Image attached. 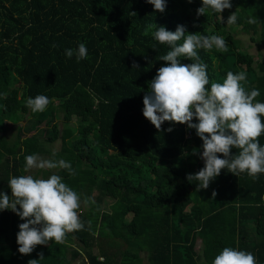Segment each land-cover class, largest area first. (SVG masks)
I'll use <instances>...</instances> for the list:
<instances>
[{"label":"trees","instance_id":"trees-1","mask_svg":"<svg viewBox=\"0 0 264 264\" xmlns=\"http://www.w3.org/2000/svg\"><path fill=\"white\" fill-rule=\"evenodd\" d=\"M165 2L159 13L146 0H0V192L11 197L9 179L29 175L23 172L25 157L37 154L63 159L76 173L43 170L42 178L55 171L82 201H94L79 210L83 230L68 233L64 243L38 245L30 255H21L16 242L26 221L0 211V264H28L39 260V253L44 256L39 264H73L77 256L83 264H212L225 247L251 252L264 264V174L254 181L224 169L197 192L186 179L204 167L195 129L165 122L158 131L143 116L148 82L165 66L160 56L170 50L152 32L144 35L150 23L222 36L227 52L197 50L208 66V87L222 83L229 71H243V86L258 89L256 101L264 103V60L255 63L238 51L231 35L223 36V23L236 12L234 25L264 49V0H230L232 7L221 14L199 17L202 0ZM80 43L87 58H67L65 50ZM133 61L139 69L132 68ZM37 95L50 100L42 113L26 107ZM28 113L27 128L18 127L9 141L5 121ZM58 140L61 148L53 156L47 147ZM259 142L264 146V134ZM107 197L114 199L109 211L101 208ZM75 241L83 253L69 248Z\"/></svg>","mask_w":264,"mask_h":264},{"label":"clouds","instance_id":"clouds-1","mask_svg":"<svg viewBox=\"0 0 264 264\" xmlns=\"http://www.w3.org/2000/svg\"><path fill=\"white\" fill-rule=\"evenodd\" d=\"M146 2L159 13H164L167 7L165 0ZM187 2L192 3L193 0ZM231 7L230 0H202L196 15L205 16L208 11L221 14ZM131 14L136 16L135 12ZM220 18L223 19L221 15ZM236 21L235 12L228 17L227 25H234ZM249 23H256V19H250ZM149 32L160 44L168 45L170 50L160 56L165 66L160 67L154 79L148 82V91L143 98V116L158 131L162 130L165 122L195 129L202 141L200 159L204 167L196 174H188L187 181L195 183L198 192L207 189L224 169L236 177L246 173L254 181L257 180L260 174H264V146L259 142V137L264 134V103L256 101L260 92L258 89H245L242 82H247V76L243 71H229L222 83L212 82L209 88L208 66L197 52L198 49L210 51L213 48L227 52L225 39L218 35L188 34L183 25L169 31L164 26L150 23L144 35L147 36ZM65 56L69 59L75 56L79 62L87 58V48L80 43L77 49H66ZM181 58L192 63L182 64ZM139 67L133 61L132 68ZM49 103L47 96L37 95L26 100V107L32 113H42ZM194 119L198 123H192ZM167 131L171 133L173 129L169 127ZM232 149L237 150L236 155H231ZM193 154L199 155L198 150L194 149ZM52 155H56L55 151ZM33 169H64L70 175L76 174L69 162L43 159L37 154L25 157L23 172L29 173ZM8 186L11 197L0 192V211L11 210L26 221L19 225L17 233L16 242L21 255H30L36 246L48 245L52 241L64 243L68 233L83 230L85 225L79 218V210L82 204L87 206L90 202L94 203L90 198L82 201L80 195L55 173L47 179L32 175L14 176L9 179ZM212 195L215 198L216 193ZM88 223L91 224L90 221ZM38 255L39 260H29L28 264H39L44 256L43 253ZM212 264L257 262L251 252L225 247Z\"/></svg>","mask_w":264,"mask_h":264},{"label":"rangeland","instance_id":"rangeland-1","mask_svg":"<svg viewBox=\"0 0 264 264\" xmlns=\"http://www.w3.org/2000/svg\"><path fill=\"white\" fill-rule=\"evenodd\" d=\"M225 28L223 29V33H224V37L227 35H231L233 37L234 40L239 42V49L238 51L240 53H247L253 56L255 63H258L262 60H264V49L263 46L261 45L260 42H252L251 41V36H250V32L246 33L245 30H243L242 28L237 27L236 25H231L228 26L227 25V21L223 23ZM257 36V40H259V36L258 34ZM56 105V103H55ZM62 117V114H59ZM29 120H30V114L28 113L27 115L24 116V118L20 119V118H16L13 117L10 120H6L5 121V129L6 131L4 132V135H6V138L9 141H13L15 139V135L17 133V128L22 126L23 128H27V126L29 125ZM56 121H58V124L60 126V128L62 127L61 125V120L60 119H56ZM77 118L75 116H72L70 118V123L72 126L77 125ZM25 135H27V133L25 132ZM61 148V142L58 140L56 142H54L53 145H49L47 147V150L51 151H59ZM43 172V170H38V169H33L31 170L28 174L32 175V176H36V178H42L41 177V173ZM51 172H55V171H51ZM40 173V175H39ZM114 199L107 197L104 202L101 205V208L105 211H109L110 209L108 208L109 205H111L113 203ZM199 246V243L197 245V247ZM143 259H145V255L143 254ZM73 264H80V262H75L73 261ZM143 264V263H142Z\"/></svg>","mask_w":264,"mask_h":264},{"label":"crops","instance_id":"crops-1","mask_svg":"<svg viewBox=\"0 0 264 264\" xmlns=\"http://www.w3.org/2000/svg\"><path fill=\"white\" fill-rule=\"evenodd\" d=\"M252 236V235H251ZM69 248L70 249H76L79 253H83V246L78 242H68ZM72 247V248H71ZM75 262H80V264H83V257L77 256L75 258Z\"/></svg>","mask_w":264,"mask_h":264}]
</instances>
